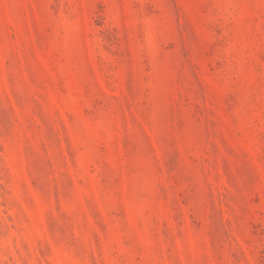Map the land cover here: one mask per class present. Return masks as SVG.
I'll use <instances>...</instances> for the list:
<instances>
[{"label": "rangeland", "instance_id": "obj_1", "mask_svg": "<svg viewBox=\"0 0 264 264\" xmlns=\"http://www.w3.org/2000/svg\"><path fill=\"white\" fill-rule=\"evenodd\" d=\"M0 264H264V0H0Z\"/></svg>", "mask_w": 264, "mask_h": 264}]
</instances>
